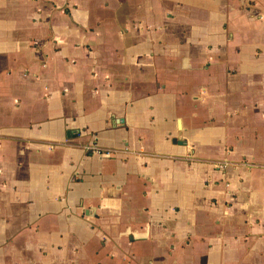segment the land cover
Segmentation results:
<instances>
[{"label": "crops", "instance_id": "obj_1", "mask_svg": "<svg viewBox=\"0 0 264 264\" xmlns=\"http://www.w3.org/2000/svg\"><path fill=\"white\" fill-rule=\"evenodd\" d=\"M0 264H264V0H0Z\"/></svg>", "mask_w": 264, "mask_h": 264}, {"label": "built area", "instance_id": "obj_2", "mask_svg": "<svg viewBox=\"0 0 264 264\" xmlns=\"http://www.w3.org/2000/svg\"><path fill=\"white\" fill-rule=\"evenodd\" d=\"M85 150L87 152H90L91 154H94V155H99V156H109L111 153L110 150H107V149H102L101 147H99L97 145L96 142H90L88 144L85 145Z\"/></svg>", "mask_w": 264, "mask_h": 264}, {"label": "rangeland", "instance_id": "obj_3", "mask_svg": "<svg viewBox=\"0 0 264 264\" xmlns=\"http://www.w3.org/2000/svg\"><path fill=\"white\" fill-rule=\"evenodd\" d=\"M108 150V149H107ZM110 156V155H109Z\"/></svg>", "mask_w": 264, "mask_h": 264}]
</instances>
